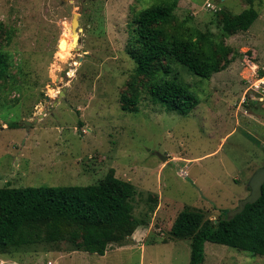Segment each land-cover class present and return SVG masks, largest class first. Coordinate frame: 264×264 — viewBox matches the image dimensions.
Returning a JSON list of instances; mask_svg holds the SVG:
<instances>
[{
	"label": "rangeland",
	"instance_id": "374dc122",
	"mask_svg": "<svg viewBox=\"0 0 264 264\" xmlns=\"http://www.w3.org/2000/svg\"><path fill=\"white\" fill-rule=\"evenodd\" d=\"M164 1L0 0V23L15 29L7 46L14 77L0 85V188L87 186L114 169L135 186V217L149 220L104 256L60 243L0 256V264H190L191 241L170 234L180 212L216 220L249 195L264 166V0L252 27L235 34L217 12L239 14L246 0H179L173 26L213 37L232 49V62L211 80L179 67L199 100L189 114L155 103L145 86L138 112L124 111L137 67L126 51L132 20ZM75 13L83 28L76 50ZM205 255L203 264H264L210 242Z\"/></svg>",
	"mask_w": 264,
	"mask_h": 264
},
{
	"label": "trees",
	"instance_id": "16d2710c",
	"mask_svg": "<svg viewBox=\"0 0 264 264\" xmlns=\"http://www.w3.org/2000/svg\"><path fill=\"white\" fill-rule=\"evenodd\" d=\"M246 1L249 7L239 14L226 9L217 12L229 34L247 32L259 18L256 6L262 0ZM178 4L179 0L161 2L132 20L126 51L137 67L132 91L121 97L124 111L138 112L140 87L145 86L155 103L168 111L189 114L199 100L179 67L211 80L231 64V48L200 30L173 26ZM14 31L0 23V85L14 77L15 63L7 50ZM135 195V186L118 178L114 169L97 184L87 186L0 188V256L14 257L60 243L68 244L71 251L104 256L110 246L123 244L139 228L149 226L147 218L134 215ZM228 212L222 210L216 220H210L202 211L186 207L177 216L170 234L191 241L190 264L205 262L207 242L264 257V186L261 199L242 214L224 220Z\"/></svg>",
	"mask_w": 264,
	"mask_h": 264
},
{
	"label": "water",
	"instance_id": "95a60500",
	"mask_svg": "<svg viewBox=\"0 0 264 264\" xmlns=\"http://www.w3.org/2000/svg\"><path fill=\"white\" fill-rule=\"evenodd\" d=\"M66 1V0H64ZM80 17L81 15L78 13H75L73 16V20L71 22V29H72V47L76 50L74 47L77 43L80 42V36L79 33L83 31V28L80 26ZM64 95L63 92L60 93V97ZM26 125H31L30 121H26ZM163 161L167 160V157H162ZM263 186H264V166L258 170H256L253 175L251 176L248 187L250 189L249 195L243 199L236 209L229 211L225 217H223L224 220H233L236 216L243 213L245 208L248 205L255 204L258 202L261 197L263 196Z\"/></svg>",
	"mask_w": 264,
	"mask_h": 264
},
{
	"label": "built area",
	"instance_id": "2783aa9c",
	"mask_svg": "<svg viewBox=\"0 0 264 264\" xmlns=\"http://www.w3.org/2000/svg\"><path fill=\"white\" fill-rule=\"evenodd\" d=\"M212 1H214V0H212ZM206 7H207L210 11H212V10L215 9V5H214L211 1L206 3ZM218 11H220V10H218ZM263 80H264V79H260L259 81H263Z\"/></svg>",
	"mask_w": 264,
	"mask_h": 264
},
{
	"label": "bare ground",
	"instance_id": "6f19581e",
	"mask_svg": "<svg viewBox=\"0 0 264 264\" xmlns=\"http://www.w3.org/2000/svg\"><path fill=\"white\" fill-rule=\"evenodd\" d=\"M59 55H61V56H62L63 60H65V59H66V58H68V56H69V54H68V53H61V54H59ZM61 56H59V57H60V59H62V58H61Z\"/></svg>",
	"mask_w": 264,
	"mask_h": 264
}]
</instances>
